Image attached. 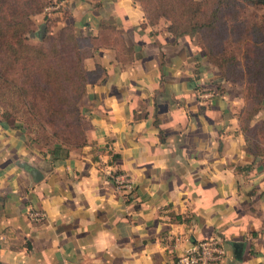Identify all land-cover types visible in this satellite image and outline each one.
Wrapping results in <instances>:
<instances>
[{
    "label": "crops",
    "instance_id": "1",
    "mask_svg": "<svg viewBox=\"0 0 264 264\" xmlns=\"http://www.w3.org/2000/svg\"><path fill=\"white\" fill-rule=\"evenodd\" d=\"M54 2L58 29L73 23L93 41L85 69L102 72L86 86V144L60 164L0 119V264H174L209 237L226 251L220 264H264L244 215L239 90L133 0ZM118 171L133 191L115 188Z\"/></svg>",
    "mask_w": 264,
    "mask_h": 264
},
{
    "label": "rangeland",
    "instance_id": "2",
    "mask_svg": "<svg viewBox=\"0 0 264 264\" xmlns=\"http://www.w3.org/2000/svg\"><path fill=\"white\" fill-rule=\"evenodd\" d=\"M25 3L24 0H7L3 4L4 13L20 11L26 6ZM54 3H56L54 0H43L39 12L29 16L31 32L24 35L25 46L21 52L15 55L9 52L5 56L0 55L2 72L18 84H23L24 78L29 77V84H25L28 95L30 97L36 94L44 95L45 104H38L54 115L46 118L41 110L43 117L38 124L28 122L22 114L17 113L19 107L16 104L13 107L8 106V98L5 92L2 94L0 90V117L3 118L4 114L9 112L11 116L7 121L10 126L20 132L29 150L40 157L49 155L48 151L53 149L56 143H60L61 138H71L72 131L80 133L75 127L76 123L68 127V123L61 119L60 109H63L62 106L67 99L66 93L72 92V81L68 80V75L70 71V76H74L69 67L74 55L70 49L61 50V54L52 52L53 47L60 45V33L65 27L58 29L56 20L59 18H52L47 14L46 9ZM231 4L223 8L222 20L217 29L209 33L213 39L209 41L219 51L223 50L218 59L227 61L223 63L224 73L229 79L226 82L236 87L243 99L242 107L238 112V122L241 127L247 129V139L241 134L246 153L250 156L249 163L243 166L242 186L246 205L244 215L246 219H251V223L247 225L252 243L250 247L256 249L264 259V100H261L264 93V6L258 0H237L235 4L234 1ZM216 5L217 0L213 6ZM2 13L0 7V14ZM40 25H45L42 40L30 36L39 31ZM200 38V35L192 34L188 39H192L196 46H199ZM200 47H203L201 43ZM39 49L46 50L48 62L38 57ZM50 63L56 66L60 76L64 78L66 75L62 85L59 76L50 69ZM44 81L49 83L48 96L40 90L39 84ZM49 96L59 107L46 105L49 103ZM256 110L258 112L253 115ZM80 118L82 119V115Z\"/></svg>",
    "mask_w": 264,
    "mask_h": 264
},
{
    "label": "trees",
    "instance_id": "3",
    "mask_svg": "<svg viewBox=\"0 0 264 264\" xmlns=\"http://www.w3.org/2000/svg\"><path fill=\"white\" fill-rule=\"evenodd\" d=\"M6 1L7 0H0V7L3 11V13L0 14L1 56H5L7 52L15 55L23 50V47L25 46L23 45V37L25 34L31 32L29 29V16L39 12L38 9H41L43 6V0H31L30 2L29 0H24L26 2V6L21 8L20 11L5 14L3 4L6 3ZM133 1L141 7L148 25H156L161 19L166 20L168 22L166 30L174 39H188L189 35L192 34L200 35L201 38L199 39V42L203 45V47H200L199 43L198 48L201 55L206 59L207 63H209V65L216 70L221 78L225 81H229L224 73L225 68L223 65V63H226L227 61L224 59H218L219 54H221L223 50L220 49L219 51L217 47L211 44L213 39L212 35H209V33L217 29L219 22L222 20L223 8L231 6L232 1H234L235 4L237 0H217L216 6H213L216 0ZM258 1L262 2L264 6V0ZM144 26L145 24H142L135 29L143 30ZM104 33L115 34L116 32L113 31L111 26H104ZM60 34V45L58 44L57 47H53L52 52L61 54V50L70 49L74 55L73 62H71V66H69L71 67V71L74 76L71 77L69 69H66V71H69L68 80L72 81V92L66 93L67 99L62 106L63 109H60L61 119L68 123V127L71 126V124L75 125L76 123L75 127L79 129L80 133L72 131L71 138H61V142L56 143L53 149L48 151L50 160L54 165L62 163L71 151L79 150L86 144L85 131L88 126V121L82 112L86 102L88 101L86 86L89 81L92 80L93 76L99 75L102 72L99 68H97L94 72H90L84 67V60L90 56L91 47L93 45V41L90 37L80 38L75 32L73 23L67 24L61 30ZM37 55L48 62L46 50H37ZM50 69L59 76V82L62 85V81L65 79L66 75L64 78L63 76H60L56 66L52 63H50ZM24 79L25 81L23 84H18L9 78L6 73L2 72V69L0 68V90L2 91V94L5 92L4 94L9 101L8 106L13 107L16 104V106L19 107V111L16 112L22 114L24 119L28 122H34L36 124H38V122H40V118L43 117L42 111L44 112V116L46 118L54 117L53 113L40 107L38 104H45L44 95L36 94L33 95V97L28 95L25 84H29V77ZM39 85L40 90L45 92L48 96L50 93L48 89L49 83L44 81ZM8 94H10V96ZM261 98V100H264V93H262ZM48 101L49 103H46V105L53 106L54 108L59 107L56 105L54 100L50 98V96L48 97ZM256 112H258V110H256L253 115L256 114ZM81 115L82 119L80 118ZM10 116V113L6 112L3 118L0 117L4 127L10 126L7 121ZM70 121L71 123H69ZM246 130L240 126V131L244 135L245 139H247Z\"/></svg>",
    "mask_w": 264,
    "mask_h": 264
},
{
    "label": "built area",
    "instance_id": "4",
    "mask_svg": "<svg viewBox=\"0 0 264 264\" xmlns=\"http://www.w3.org/2000/svg\"><path fill=\"white\" fill-rule=\"evenodd\" d=\"M59 3H54L47 8V14L60 8ZM115 188L123 193L133 191L134 184L131 176L126 172H118L112 176ZM30 216L34 220L43 219V215L38 212H31ZM226 257V251L221 240L216 237H209L198 240L181 256L176 258L174 264H220Z\"/></svg>",
    "mask_w": 264,
    "mask_h": 264
},
{
    "label": "water",
    "instance_id": "5",
    "mask_svg": "<svg viewBox=\"0 0 264 264\" xmlns=\"http://www.w3.org/2000/svg\"><path fill=\"white\" fill-rule=\"evenodd\" d=\"M44 33H45V25H40L39 31L36 32V34L34 33L30 34V36L31 37L36 36L39 40H42ZM20 167L30 172V174L32 175L35 181H39L42 178L41 174L37 170L26 165L25 163L20 164ZM242 252H243V245L240 243H235L233 245V255L236 260L240 261L242 259Z\"/></svg>",
    "mask_w": 264,
    "mask_h": 264
}]
</instances>
